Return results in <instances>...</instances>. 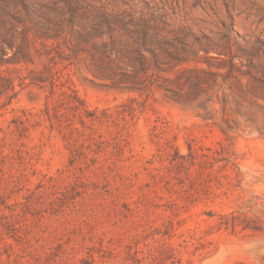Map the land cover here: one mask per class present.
<instances>
[{
  "label": "rangeland",
  "instance_id": "374dc122",
  "mask_svg": "<svg viewBox=\"0 0 264 264\" xmlns=\"http://www.w3.org/2000/svg\"><path fill=\"white\" fill-rule=\"evenodd\" d=\"M194 231L180 264H264V0H0V264Z\"/></svg>",
  "mask_w": 264,
  "mask_h": 264
},
{
  "label": "trees",
  "instance_id": "16d2710c",
  "mask_svg": "<svg viewBox=\"0 0 264 264\" xmlns=\"http://www.w3.org/2000/svg\"><path fill=\"white\" fill-rule=\"evenodd\" d=\"M71 107L79 116L81 123L87 125V123L101 122L103 119L101 115L105 118H109V110H100L95 108L93 110L79 99L71 102ZM49 116V113H48ZM36 117L41 118L40 114H36ZM104 118V117H103ZM174 150L172 161H178L179 158L184 157L180 154L179 148L176 145H171ZM190 151L193 153L191 147ZM220 226H225L226 229L230 227L233 231L237 227H242L243 230H260L259 225L255 220H253L249 215H237L231 213L230 215H220ZM203 232L194 231L193 234L189 237H185L184 234L181 236V240L178 243L170 242L172 237L168 233H163L161 238H155L153 243H145L142 247L130 248L126 252L125 256L114 255L111 250L105 251L106 254H101L104 251H90L85 257L76 259L80 264H180L182 260V254L189 245H202L203 244ZM193 240H196L197 243H193ZM206 249V247H204ZM70 256L67 253H61L55 258H52L48 264H64Z\"/></svg>",
  "mask_w": 264,
  "mask_h": 264
}]
</instances>
